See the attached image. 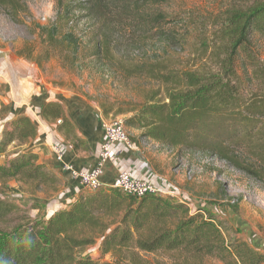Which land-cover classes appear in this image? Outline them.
<instances>
[{"label":"trees","instance_id":"obj_1","mask_svg":"<svg viewBox=\"0 0 264 264\" xmlns=\"http://www.w3.org/2000/svg\"><path fill=\"white\" fill-rule=\"evenodd\" d=\"M171 2L52 0V22L36 26L42 55L60 58L81 73L121 70L116 56L121 45L182 41L175 33L178 21ZM0 10L20 24L28 6L23 0H0ZM214 20L212 38L225 50L223 71L182 78L159 75L152 70L155 63L124 68L173 91L162 99L157 100L160 94L149 98L123 124L162 148L180 152L228 158L238 150L257 148L258 176L264 173V63L253 41L264 39V0H228ZM246 82L252 89L256 82L259 89L247 92ZM6 110L2 105L0 113ZM111 113L110 108L102 109L105 118ZM40 116L59 121V132L83 143L59 104L43 105ZM35 137V123L17 116L5 123L0 138V160L10 147L16 149L0 163V264H149L146 256L173 253L218 264H264V252L232 237L223 221L159 196L137 199L112 187L83 189L51 216H29L9 198L15 191L9 184L30 186L34 193L62 182L37 162L28 147Z\"/></svg>","mask_w":264,"mask_h":264},{"label":"rangeland","instance_id":"obj_2","mask_svg":"<svg viewBox=\"0 0 264 264\" xmlns=\"http://www.w3.org/2000/svg\"><path fill=\"white\" fill-rule=\"evenodd\" d=\"M23 1L28 11L21 17L20 24L10 21L0 10V63L7 67L22 62L34 64L39 78L45 83L69 93L71 102L94 108V121L98 127L105 118L103 108L112 110L108 118L124 120L134 115V111L149 98L160 94L157 100L162 99L164 93L173 91L171 86L166 87L147 75L125 72L124 68L155 63L152 70L159 75L184 78L187 75L218 74L226 64L222 54L225 50L212 38V33L215 31L214 19L225 9L228 0H172V10L178 21L175 33L182 41L142 42L136 47L121 45L116 51L120 60L118 64L123 65L121 70L109 69L99 74L81 73L60 58L46 59L45 54L42 55L44 48L36 26L52 22V0ZM253 43L258 46L260 60L264 63V39L256 38ZM35 59L39 61L36 63ZM252 85L253 89L246 82L247 92L259 89L256 82ZM125 132L135 141V144L131 143L132 149L125 150L134 164L132 170L127 171L136 179L153 185L159 197L185 204L191 212L204 211L213 215L231 229L232 237L264 252V173L255 174L261 171L257 148L238 150L228 158H222L210 153L162 148L142 138L140 131L125 128ZM15 151L10 147L0 163L5 164ZM61 181L56 188L43 187L34 193L30 186L10 183L9 187L15 191L9 198L17 201L29 216L46 217L67 199L64 192L68 183ZM145 258L149 264H218L183 253ZM109 261L107 257L105 262Z\"/></svg>","mask_w":264,"mask_h":264},{"label":"crops","instance_id":"obj_3","mask_svg":"<svg viewBox=\"0 0 264 264\" xmlns=\"http://www.w3.org/2000/svg\"><path fill=\"white\" fill-rule=\"evenodd\" d=\"M1 61L2 59H0ZM37 72V67L34 64L26 62L16 63L8 67L0 63V111L2 105L7 107L5 112L0 113V138L5 123L17 116L28 117L35 123L36 137L28 147L33 148L39 164L68 183L64 192L66 201H62L57 210L46 215L49 217L65 208L83 190L76 181L70 179L61 164L56 162L51 152L52 145L73 146L71 150L66 149L64 151V163L76 171H91L97 163L104 134L101 127H98L94 121L96 116L94 108L90 109L85 104L81 106L71 102L69 93L52 84L45 83L42 78H39ZM48 103H56L62 107L65 116L74 126L76 137L83 143L78 144L77 140L68 139L64 133L59 132L57 130L59 121L47 122L42 119L40 116L41 107ZM33 114L38 117L37 121ZM125 149L122 146L117 147L115 162L106 167L100 178L102 187H111L119 172L132 170L134 164L129 159L131 156Z\"/></svg>","mask_w":264,"mask_h":264},{"label":"built area","instance_id":"obj_4","mask_svg":"<svg viewBox=\"0 0 264 264\" xmlns=\"http://www.w3.org/2000/svg\"><path fill=\"white\" fill-rule=\"evenodd\" d=\"M33 116L35 120L38 119L35 114H33ZM101 129L104 138L100 146L97 163L91 171H76L71 166L64 163V151L66 149L71 150L72 146L53 144L51 147L56 162L61 164L63 170L68 173L70 179L76 181L81 188L89 191H95L102 188L100 178L106 167L115 162L117 147L122 146L128 150L132 149V144L129 142L126 135L122 119L104 118L101 120ZM111 187L137 199L146 195L159 196L158 190L153 185L146 181L136 179L130 171L119 172Z\"/></svg>","mask_w":264,"mask_h":264}]
</instances>
